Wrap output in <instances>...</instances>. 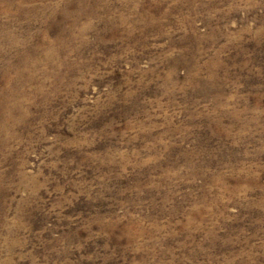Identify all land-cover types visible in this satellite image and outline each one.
Returning a JSON list of instances; mask_svg holds the SVG:
<instances>
[{"label": "rangeland", "instance_id": "obj_1", "mask_svg": "<svg viewBox=\"0 0 264 264\" xmlns=\"http://www.w3.org/2000/svg\"><path fill=\"white\" fill-rule=\"evenodd\" d=\"M77 1L0 0V264H264V0Z\"/></svg>", "mask_w": 264, "mask_h": 264}, {"label": "bare ground", "instance_id": "obj_2", "mask_svg": "<svg viewBox=\"0 0 264 264\" xmlns=\"http://www.w3.org/2000/svg\"><path fill=\"white\" fill-rule=\"evenodd\" d=\"M84 1L85 0H79V1H77L78 2V4L79 3H83L84 4ZM157 3V2H156ZM77 4V5H78ZM125 4V3H124ZM187 4V3H186ZM189 4V3H188ZM85 5V4H84ZM108 5V4H107ZM138 5V4H137ZM99 6V5H98ZM139 6V5H138ZM175 6V5H174ZM172 7V6H171ZM81 8V7H80ZM174 8V7H173ZM139 9V8H138ZM80 11V10H79ZM78 11V12H79ZM218 11V10H217ZM220 11V10H219ZM82 12V11H81ZM92 12V11H91ZM135 12V11H134ZM111 13V12H110ZM178 13V12H177ZM109 14V13H108ZM84 15V13L83 14H81V16H83ZM152 15V14H151ZM78 16H80V15H78ZM90 16H91V14H90ZM149 16V15H148ZM108 17V16H107ZM50 19V18H49ZM168 19V18H167ZM74 21V20H73ZM144 21V20H143ZM49 27V26H48ZM153 27V26H152ZM86 28V27H85ZM119 28V27H118ZM140 28V27H139ZM50 30V29H49ZM86 29H84V31H85ZM119 31V30H118ZM134 31V30H133ZM81 32H83V31H81ZM196 32V31H195ZM78 33V32H77ZM85 34V33H84ZM117 34V33H116ZM127 34V33H126ZM129 34V33H128ZM164 34V33H163ZM84 38V37H83ZM195 38V37H194ZM67 45V44H66ZM219 56V55H218ZM213 61V60H212ZM208 63V62H207ZM218 63V62H217ZM224 63V62H223ZM198 66V65H197ZM221 66V65H220ZM214 67V66H213ZM212 69V68H211ZM217 69V68H216ZM211 73V72H210ZM208 80V79H207ZM209 82V81H208ZM199 84V83H198ZM205 84V83H204ZM211 86V85H210ZM208 91V90H207ZM219 91V90H218ZM223 94H219L218 95V97L219 96H222ZM217 98V97H216ZM219 101V100H218ZM219 103H220V101H219ZM227 104V103H226ZM215 105V104H214ZM13 108V107H12ZM8 113V112H7ZM219 114V113H218ZM218 122V121H217ZM228 192V191H227Z\"/></svg>", "mask_w": 264, "mask_h": 264}]
</instances>
